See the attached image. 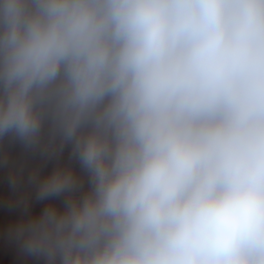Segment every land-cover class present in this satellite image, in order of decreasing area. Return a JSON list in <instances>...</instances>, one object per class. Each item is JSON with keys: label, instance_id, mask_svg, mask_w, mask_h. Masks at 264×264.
<instances>
[{"label": "clouds", "instance_id": "1", "mask_svg": "<svg viewBox=\"0 0 264 264\" xmlns=\"http://www.w3.org/2000/svg\"><path fill=\"white\" fill-rule=\"evenodd\" d=\"M0 168L41 264H264V0H0Z\"/></svg>", "mask_w": 264, "mask_h": 264}, {"label": "rangeland", "instance_id": "2", "mask_svg": "<svg viewBox=\"0 0 264 264\" xmlns=\"http://www.w3.org/2000/svg\"><path fill=\"white\" fill-rule=\"evenodd\" d=\"M15 143H13L11 145V148H14ZM21 147V145H20ZM21 151L24 152L23 148L21 147ZM25 153V152H24ZM14 152H12V156ZM69 155H70V146L66 147L62 156H61V160L62 162L65 163H72L74 165V167L77 169V171H80V166L79 164L75 161V160H69ZM14 159V157H13ZM17 163H20L21 161L16 160ZM28 166L30 167L32 165V162H27ZM55 165V161H51L47 164V166L44 168V171H50L52 169V167ZM8 190V181H7V171L6 169L0 168V191H7ZM61 200H57V203H61ZM47 202H37L33 199V203H32V211L33 212H39L40 210H42V208L44 207V205ZM8 213L9 215H11L12 218H14V220L16 218H18L21 215V209L19 207H10L8 205V203L6 201L0 200V264H3V251L5 250V248L3 247V244L6 242V237L3 236V214ZM12 222V221H11ZM10 239V238H9Z\"/></svg>", "mask_w": 264, "mask_h": 264}, {"label": "crops", "instance_id": "3", "mask_svg": "<svg viewBox=\"0 0 264 264\" xmlns=\"http://www.w3.org/2000/svg\"><path fill=\"white\" fill-rule=\"evenodd\" d=\"M14 148L11 151L14 152V159L19 161L27 160V162H32V164L39 161L38 157L27 156L26 153L21 151V147L18 143H15ZM14 218L8 213L3 214V236L6 237V242L3 244L5 250L3 251V264H41V261L33 257H28L22 254L19 250L18 245L15 241L9 239L7 234V226L13 221Z\"/></svg>", "mask_w": 264, "mask_h": 264}]
</instances>
